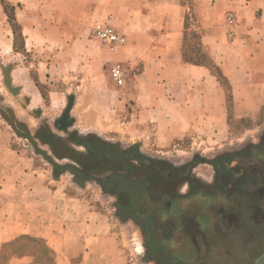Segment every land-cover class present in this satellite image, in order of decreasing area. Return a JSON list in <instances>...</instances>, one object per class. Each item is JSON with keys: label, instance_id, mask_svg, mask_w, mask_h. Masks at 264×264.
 <instances>
[{"label": "crops", "instance_id": "0c3cea01", "mask_svg": "<svg viewBox=\"0 0 264 264\" xmlns=\"http://www.w3.org/2000/svg\"><path fill=\"white\" fill-rule=\"evenodd\" d=\"M99 24L123 42L102 48ZM0 73L25 107L72 89L85 91L73 109L96 105L102 90L133 144L217 155L171 166L164 183L152 165L125 181L154 189L140 217L150 264H264V0H0ZM14 138L0 122V264H129L110 215ZM130 188L116 190L131 193L126 221Z\"/></svg>", "mask_w": 264, "mask_h": 264}, {"label": "rangeland", "instance_id": "374dc122", "mask_svg": "<svg viewBox=\"0 0 264 264\" xmlns=\"http://www.w3.org/2000/svg\"><path fill=\"white\" fill-rule=\"evenodd\" d=\"M100 46L108 49L114 47H106L102 44ZM115 67L121 66L116 65L114 68ZM4 76L6 75L0 73V109L12 119L13 123L5 119L1 113L0 122L13 132L15 141H18V143L20 141V145L23 148L30 150L40 160V163L46 169L48 179L51 176L50 173L53 170L55 171L54 176L60 177V184L64 193L67 195L72 194L77 198L92 199L94 204H98L99 208H103V211L110 215L111 221L113 225H115V230L120 231L122 234L121 240L127 250V261L129 264H150V261L153 259L151 257L147 238L144 234V225H142L145 224L146 221H141L140 224L137 221V217H131L129 221H126L123 209L119 207L121 202L116 200V195L108 194L106 185L100 182V179L105 178L106 174L103 176L100 175L102 178L99 177L97 179L98 181H94L90 177V167L96 169L99 168L100 165H98V163L88 164L89 161L95 162V157L92 152L75 141L72 136H76V138L83 141L96 140L105 146L118 148L123 153L133 151L138 156L137 159H132V162L137 163V167H140L142 164L152 165L158 169L167 167V170L164 171L165 178L167 177V173L170 172V167L175 164L190 159H192V161L214 159L217 155L214 153L195 155L189 153L190 151L188 153H183L184 151H181V148L176 147L158 150L142 143L133 144L132 141L124 137V121H119L116 117L117 115L112 116L108 113L107 108L101 105L100 99L103 98L102 90L98 91L96 95L97 99H99V104H84L83 100H80L79 104L74 109L72 106L73 110L71 109L69 115L67 123L73 122L72 125L67 129L64 128L66 125L58 127V122L62 120V116L69 106L67 95H69L71 100L74 93H81L82 97L85 91L80 92L72 89L67 91V95L61 94L57 96V100L50 99L49 105L25 107L23 105L24 102L21 99L17 101L13 96L12 89H9V87L5 85ZM6 79H8V77ZM38 112H42V116L38 115ZM262 124L263 125H260L261 127L258 131L264 133V122ZM20 125L25 127L27 131ZM245 126H251V124L249 125L244 122L241 128ZM28 135L31 137V141L27 138ZM252 139L253 137H242L231 145V149H234L238 145H242L240 147H243L247 140L250 141ZM53 147L56 149L57 153L53 151ZM189 147L190 143H188L184 149ZM65 151H68V153ZM39 152L45 154L47 158ZM70 152L76 154V160L69 158L68 154ZM140 160H142L143 163H139ZM55 165H59L57 166L58 168H55ZM104 166L110 165L105 162ZM243 166H247L244 161ZM65 168H73L78 174L72 173ZM79 172H83L85 176L81 177ZM82 184L84 187H81ZM145 213L149 214V210ZM123 218L125 221H123ZM143 218L145 219L146 217ZM167 253L168 256L173 257V254L177 253V251H167Z\"/></svg>", "mask_w": 264, "mask_h": 264}, {"label": "flooded vegetation", "instance_id": "af4514ba", "mask_svg": "<svg viewBox=\"0 0 264 264\" xmlns=\"http://www.w3.org/2000/svg\"><path fill=\"white\" fill-rule=\"evenodd\" d=\"M68 119L69 118H64L63 120L59 121L58 127H62L63 125L67 124ZM72 138L75 139V141L79 142L81 145L85 146L90 152H92L93 156L95 157L94 159H96V161L95 162L89 161L88 164L98 163V165H100V167L96 169H92L90 167V173H89L91 175L90 177L94 181H98L97 179L100 177V175L103 176L104 174H106L107 177L108 174V177L107 178L105 177L106 179L105 178L100 179V182L106 185V188L108 189V194L116 195L117 196L116 200L125 201L126 204L128 205L129 199L131 197V193H127V192L116 193V190H118L119 188L123 189L126 187V190H128V192L130 191L129 190L130 187L127 188L128 185L125 186V181L128 180L127 178L131 174L134 175V172L136 173L137 171V174H139L140 173L139 169L143 165V164L142 165L139 164L140 167H137V163L132 162V159L138 158L137 154L133 151H129L128 153H123L118 148L116 149V148H111L109 146H105L103 144H100L96 140L84 141V142H89V144L91 145L89 147L87 145H84L82 143L83 140L76 138V136H72ZM53 151L57 153L54 147H53ZM65 152L68 153V151ZM70 154L71 153H69L68 155ZM112 156H115V158H111ZM71 157L77 158L75 153H72ZM105 162H107L110 166H104ZM139 163H143L142 160H140ZM223 173L225 174V172ZM226 174H228V172ZM79 175L81 177L85 176L83 172L81 173L79 172ZM156 176L158 177V172L156 173ZM171 177L172 174L168 178L167 177L165 178V176H163L162 178L160 179L157 178V179L159 182L164 183L166 179H171ZM119 180L121 184L119 183ZM148 181L143 180L144 184H142V181L139 180L137 181L136 187L131 186L132 188H130L132 189V191L135 189L137 190V221L140 224L141 221H143L140 219V217L144 216V214H146L145 212L149 210L148 207L151 206V196H150V194H152L151 190L154 191V189H152V187L149 186L151 185V183H149ZM162 198L163 196H161V201H165L164 198L163 199ZM165 203L166 202H164V204ZM147 224L148 221L146 220V225Z\"/></svg>", "mask_w": 264, "mask_h": 264}, {"label": "built area", "instance_id": "2783aa9c", "mask_svg": "<svg viewBox=\"0 0 264 264\" xmlns=\"http://www.w3.org/2000/svg\"><path fill=\"white\" fill-rule=\"evenodd\" d=\"M95 37L98 41L106 46L112 47L115 45H119L123 42V37H121L111 26L108 24H99L94 29ZM113 78L116 81L121 82L124 70L121 67H115L112 70Z\"/></svg>", "mask_w": 264, "mask_h": 264}, {"label": "water", "instance_id": "95a60500", "mask_svg": "<svg viewBox=\"0 0 264 264\" xmlns=\"http://www.w3.org/2000/svg\"><path fill=\"white\" fill-rule=\"evenodd\" d=\"M9 79V78H8ZM7 79V86L9 87V89H11V85H10V82H9V80ZM72 106H73V102H72V100H70L69 99V106L67 107V109L65 110V112H64V114H63V116H62V120L64 119V118H69V115H70V112H71V109H72ZM0 113H1V115L5 118V119H7L10 123H13L12 122V119H10L9 118V116L8 115H6L5 113H3V111H1V109H0ZM72 123L73 122H71V123H67V124H65L66 126L64 127L65 129H67L69 126H71L72 125ZM25 131H27L26 129H25V127H23L22 125H20ZM27 138L31 141V137L28 135L27 136ZM84 145H87V146H91L90 144H89V142H82ZM36 149V148H35ZM37 150V149H36ZM92 150H93V148H92ZM41 155H43L45 158H47L46 156H45V154H43L42 152H39ZM71 154L70 155H68L69 156V158H73V159H75L74 157H71L72 156V152H70ZM111 158H115V156H112ZM76 160V159H75ZM53 163V162H52ZM66 170H69V171H71L72 173H75V174H78V172L75 170V169H73V168H65ZM64 169V170H65Z\"/></svg>", "mask_w": 264, "mask_h": 264}]
</instances>
